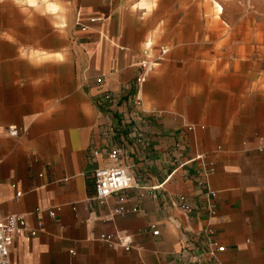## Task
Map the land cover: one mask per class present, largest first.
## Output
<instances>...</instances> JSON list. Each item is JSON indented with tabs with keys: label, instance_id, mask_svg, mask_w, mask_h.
Wrapping results in <instances>:
<instances>
[{
	"label": "crops",
	"instance_id": "obj_1",
	"mask_svg": "<svg viewBox=\"0 0 264 264\" xmlns=\"http://www.w3.org/2000/svg\"><path fill=\"white\" fill-rule=\"evenodd\" d=\"M200 5L0 0V217L25 221L13 262L181 264L185 244L205 253L213 238L225 250L187 264H264V82L243 79L264 75V55L245 66L218 48ZM253 28H262L253 37L264 53V25ZM159 45L168 51L133 105L136 64ZM105 91L119 94L117 103L105 104ZM113 147L136 185L101 202L93 173L115 164L106 155ZM204 163L214 166L210 198L198 184ZM178 195L192 212H182ZM106 234L129 248L107 245Z\"/></svg>",
	"mask_w": 264,
	"mask_h": 264
},
{
	"label": "built area",
	"instance_id": "obj_2",
	"mask_svg": "<svg viewBox=\"0 0 264 264\" xmlns=\"http://www.w3.org/2000/svg\"><path fill=\"white\" fill-rule=\"evenodd\" d=\"M91 22L99 20V18H91ZM83 27V26H82ZM157 54L154 57L149 56L148 49L145 48L142 53L144 58L140 60L136 65L138 66V71L133 79V83H131L133 89V94L130 98V103L133 105H141V100L137 96V90L143 82L145 81L148 73L153 70L165 54L168 49L164 45H159L156 47ZM97 83L102 81V77H97L95 79ZM130 87V86H128ZM103 102L107 105H113L117 103L119 99V94L105 91L102 95ZM190 129H193V126H189ZM5 131L10 136H19V130L16 126H8L5 127ZM94 155H97L98 151L93 150ZM108 159L113 161L114 165H103L95 168L93 173V183H94V196L93 198L99 200L101 202L105 201L106 198L113 194L125 189L134 187L136 185V181L132 172V167L127 164H120V149L118 147H113L111 150H108L106 153ZM196 158H201L200 156H196ZM214 171V166L212 163H204L202 166V178L198 181V184L205 188V195L207 198L214 197L217 193L209 187L208 178L211 173ZM178 202L180 204L181 210L183 213L192 212L193 206L186 200L184 195H178ZM209 215L214 214V210L209 207ZM122 212V208L114 209L113 213ZM25 226L24 217L20 214L9 213L0 217V264H17L13 262L10 258V246L13 241L14 235ZM153 234H157L158 230L152 231ZM204 233L207 235H211L213 233L210 224H208L204 228ZM31 235H35L36 231L31 230ZM107 245L109 246H120L125 249L129 248V240L128 239H117V241L113 240V236L111 234H106L101 238ZM192 245L185 244L183 249H181L177 253V260L181 264H187V258L189 260H197L198 258H202L203 255H207L208 257L214 258L217 253H221L225 250V246L219 244L217 240L211 238L208 240V247L204 252L199 254L192 253ZM186 258L184 260L183 258Z\"/></svg>",
	"mask_w": 264,
	"mask_h": 264
},
{
	"label": "rangeland",
	"instance_id": "obj_3",
	"mask_svg": "<svg viewBox=\"0 0 264 264\" xmlns=\"http://www.w3.org/2000/svg\"><path fill=\"white\" fill-rule=\"evenodd\" d=\"M179 0H165V3ZM222 6V13L217 11L212 0H197L201 7L207 8L208 21L217 39V47L227 50L228 53L242 57L245 66L255 65L253 62L262 53L261 37L263 34L253 31V26L264 25V0H217ZM223 21L225 24H223ZM147 40H150L147 38ZM257 46H260L258 48ZM260 68L264 70V59L260 60ZM243 79L250 84L264 82V75H244ZM240 86V85H239ZM264 208V200L261 209Z\"/></svg>",
	"mask_w": 264,
	"mask_h": 264
},
{
	"label": "bare ground",
	"instance_id": "obj_4",
	"mask_svg": "<svg viewBox=\"0 0 264 264\" xmlns=\"http://www.w3.org/2000/svg\"><path fill=\"white\" fill-rule=\"evenodd\" d=\"M212 2H213L214 7L217 8L218 12L222 10V6L217 0H212Z\"/></svg>",
	"mask_w": 264,
	"mask_h": 264
}]
</instances>
